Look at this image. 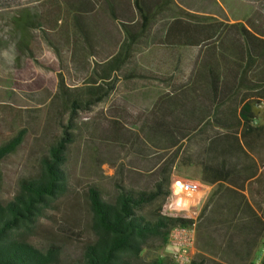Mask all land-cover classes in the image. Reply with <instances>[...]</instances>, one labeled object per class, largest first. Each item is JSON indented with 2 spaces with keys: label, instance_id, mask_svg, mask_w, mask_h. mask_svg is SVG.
<instances>
[{
  "label": "rangeland",
  "instance_id": "1",
  "mask_svg": "<svg viewBox=\"0 0 264 264\" xmlns=\"http://www.w3.org/2000/svg\"><path fill=\"white\" fill-rule=\"evenodd\" d=\"M59 1L0 0V146L25 132L15 153L0 164V191L5 201L14 198L21 178L38 174L42 156L60 134L61 123H66L70 116L57 95L60 74L70 87L84 85L94 64L106 62L121 43L122 34H91L95 46L92 55L78 32L47 34L42 28L22 30L19 24L24 16L29 14L33 18L37 13L39 17L48 10L60 12ZM176 2L194 17L177 20L168 12L163 18L158 15L155 28L163 26L164 34H153L150 30L134 48L132 66L153 79L125 82L119 78L115 92L106 102L75 115L79 135L69 150L68 192L53 203L32 233H20L22 239L43 251L56 249L62 264L82 262L86 246L95 240L88 189L97 187L105 199L116 196L119 184L134 190H152L177 149L180 153L171 170V192L177 183L187 181L201 188L191 203L186 202V206H195L194 210L170 209L172 198L169 204L170 211L185 213L196 220L192 261L264 264L261 223L256 222V230L246 231L241 225L238 228L217 222L209 213L213 208L206 207L210 199L205 198V185L186 177L194 176L200 169L198 165L208 161L204 149L209 144L231 134L226 130L195 133L193 98L203 97L198 94L201 80L198 51L202 54L201 64L204 57L217 61L232 83V71L237 64L235 53L242 43L235 26L243 23L247 27L250 22L264 32V0ZM167 27L170 34H165ZM21 34H26V44L32 48L35 59L19 49ZM34 94L37 97L31 99L29 96ZM242 94L257 100L254 126L264 125V91L243 90ZM170 100L180 102L182 108L163 118L157 111L168 106L161 101ZM160 120L166 123V128L157 127ZM174 142L177 146L172 149ZM185 156L197 162L195 168L184 166ZM251 198L258 220H264L262 179L256 197ZM262 233L263 239L259 241L258 235L261 237ZM158 256L175 264L169 247L151 240L146 259Z\"/></svg>",
  "mask_w": 264,
  "mask_h": 264
},
{
  "label": "trees",
  "instance_id": "2",
  "mask_svg": "<svg viewBox=\"0 0 264 264\" xmlns=\"http://www.w3.org/2000/svg\"><path fill=\"white\" fill-rule=\"evenodd\" d=\"M132 4L140 21L133 26H124L126 34H122L116 54L102 64L95 63L92 74L82 86H68L60 74L57 95L70 116L66 123H61L60 134L42 156L38 174L21 178L18 190L11 201L3 200L0 191V264H62L56 249L43 251L22 239L20 233L25 235L32 233L53 203L68 192L69 150L79 135L74 124L75 115L80 111H91L97 105L106 102L115 92L119 78L125 82L153 79L152 75L148 76L132 66L135 59L134 48L146 34H149L151 25L162 11L180 19L194 17L179 7L175 0H133ZM86 7L84 0H72L69 4V10L73 13L81 33L83 32L80 29L79 18ZM19 25L25 32L42 28L39 19L34 21L28 14L21 19ZM247 25L246 27L245 24L239 23L235 26L238 28L242 43L235 53L237 64L232 71V83L228 80L229 74L224 76L219 64L212 58L204 57L203 66L200 68L198 94L203 96L202 98L210 95L214 97L210 113L204 108L202 121L210 123L208 118L210 116L212 123L218 128L231 132L215 142L224 147L221 155L223 166L239 161L235 156L247 145L249 128L253 131H264V125L251 126L253 120L257 118V100L246 98L242 94L243 90L264 91V32L250 22ZM81 36L94 55L92 35ZM1 48L0 43V50ZM19 49L26 51L35 59L32 48L26 44V34H21ZM209 60L211 63L207 65ZM154 79L164 81L160 77ZM36 95L29 97L32 99L37 97ZM237 100H240V104L248 101L239 112ZM161 102L164 105L168 104L167 108L162 107L163 111L161 109L155 111L163 118L182 108L180 102L176 100ZM206 105L202 102V106ZM156 123L158 128L167 127L161 120ZM240 130L242 133H239ZM24 135L25 132H21L18 137L0 146V164L15 153ZM173 144L172 149L177 146L176 142ZM179 153L180 149L173 152L172 160L163 169L159 181L152 190H134L119 184L116 196L105 199L97 187L88 189L87 197L93 215L95 240L86 246L82 262L77 264H171L164 256L151 260H147L146 257L151 240L161 241L164 247H168L172 230L190 229L196 224L193 216L169 210L172 193L171 170ZM213 176L219 178L216 172H213ZM261 179L264 181V166ZM191 264L200 263L192 261Z\"/></svg>",
  "mask_w": 264,
  "mask_h": 264
},
{
  "label": "crops",
  "instance_id": "3",
  "mask_svg": "<svg viewBox=\"0 0 264 264\" xmlns=\"http://www.w3.org/2000/svg\"><path fill=\"white\" fill-rule=\"evenodd\" d=\"M84 1L87 7L85 8L86 10L82 11L81 17L79 18L80 29L83 33L79 31L78 23L76 22L73 13L69 10V4L72 3V0L59 1L58 7L62 9V12L61 9L60 12H51L48 10L47 12H44L46 15H43L42 12L39 17H37V13L34 12V21L39 19L42 24V30L47 34H54L55 32L60 34H76L78 32V34L102 35L126 34L124 26H133L140 21L138 13L132 4L133 0ZM176 3L181 7L178 2ZM164 13L166 12L162 11L159 16H162L163 18ZM176 19L179 20L180 18L177 17ZM156 25V22L154 23V26L151 25L150 30H152V33L154 34L156 32V34H164L163 26L156 29ZM165 34H170V29L168 27L165 30ZM114 54L116 53L109 54V56L111 57ZM198 54L199 60L197 65L202 68L201 51H198ZM155 61L157 62V59H155ZM210 63L211 61L209 60L207 65ZM220 70L224 69L221 68ZM223 75L227 76V73H224ZM213 98L214 97L211 95L204 98L194 96V105L191 114L194 120L195 133L201 134L223 130L212 123V118L210 116L208 117L210 118V123L202 121L203 110L205 108L206 112L210 113ZM202 102L207 104L206 107L202 106ZM247 102L248 101H245L242 104L239 103L238 112ZM254 120L251 125L252 127H256L254 124L257 123V118ZM248 131L249 134L246 138L247 145L243 146L242 152L235 156L239 158L237 163H228L226 166H223L221 163V155L224 147L222 144L212 142L209 144L208 148L204 149V151L208 153V156L206 155L207 158H209L208 161L206 159V161H202V163L198 165L200 169L194 176L188 175L186 177L189 180L191 179L205 185L207 188L205 198L207 197L210 199V203H207L206 207L213 208V210H211L212 212L210 211L209 213H212L213 216H215L217 222L232 226L238 225V228L239 225H241V229L246 231L256 230L255 224L258 222L261 223L260 229L264 230V220H258L259 214L256 204L251 201V197H256V191L261 182L260 178L264 166L262 165L264 162V131H253L250 128ZM191 162V157L185 156L183 163L184 166L195 168L197 162H192L193 164ZM213 172H216L217 175L219 174V178L213 176ZM219 186L222 188L218 189ZM223 209L225 211H222ZM243 209H245V211ZM258 236L260 239L259 241H261L263 239V233L261 237L260 235Z\"/></svg>",
  "mask_w": 264,
  "mask_h": 264
},
{
  "label": "built area",
  "instance_id": "4",
  "mask_svg": "<svg viewBox=\"0 0 264 264\" xmlns=\"http://www.w3.org/2000/svg\"><path fill=\"white\" fill-rule=\"evenodd\" d=\"M178 186L180 187L179 189ZM201 192L200 185L191 181L177 183L172 188V200L170 209L173 207L178 209L191 208L194 210L195 206H186L187 200L191 203L194 196ZM185 196V197H184ZM189 198V199H188ZM195 227L193 225L190 229L172 230L169 240V250L171 257L177 264H191L192 252L195 249Z\"/></svg>",
  "mask_w": 264,
  "mask_h": 264
},
{
  "label": "bare ground",
  "instance_id": "5",
  "mask_svg": "<svg viewBox=\"0 0 264 264\" xmlns=\"http://www.w3.org/2000/svg\"><path fill=\"white\" fill-rule=\"evenodd\" d=\"M180 187L178 186V188L177 189H179Z\"/></svg>",
  "mask_w": 264,
  "mask_h": 264
}]
</instances>
